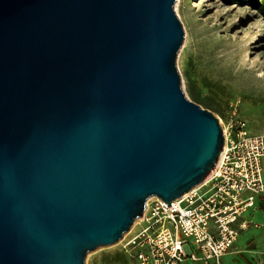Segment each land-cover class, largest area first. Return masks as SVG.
<instances>
[{
	"label": "water",
	"instance_id": "95a60500",
	"mask_svg": "<svg viewBox=\"0 0 264 264\" xmlns=\"http://www.w3.org/2000/svg\"><path fill=\"white\" fill-rule=\"evenodd\" d=\"M175 3L0 0V264H85L215 167Z\"/></svg>",
	"mask_w": 264,
	"mask_h": 264
},
{
	"label": "rangeland",
	"instance_id": "374dc122",
	"mask_svg": "<svg viewBox=\"0 0 264 264\" xmlns=\"http://www.w3.org/2000/svg\"><path fill=\"white\" fill-rule=\"evenodd\" d=\"M177 2L185 37L176 62L186 95L212 111L233 137L242 122L250 136L264 135V0H180L178 10ZM262 162L264 170V156ZM132 225L117 242L88 252L85 264H138L124 242L145 224ZM259 230L242 231L236 245L246 246ZM262 234L250 246L263 248L255 253L258 263L264 261ZM247 256L228 252L222 263L251 264Z\"/></svg>",
	"mask_w": 264,
	"mask_h": 264
},
{
	"label": "built area",
	"instance_id": "2783aa9c",
	"mask_svg": "<svg viewBox=\"0 0 264 264\" xmlns=\"http://www.w3.org/2000/svg\"><path fill=\"white\" fill-rule=\"evenodd\" d=\"M243 126L236 138L223 129L222 153L203 181L170 206L159 196L148 198L139 220L145 225L124 242L138 264H223L240 230L249 226L239 218L264 193V135L250 136Z\"/></svg>",
	"mask_w": 264,
	"mask_h": 264
},
{
	"label": "crops",
	"instance_id": "0c3cea01",
	"mask_svg": "<svg viewBox=\"0 0 264 264\" xmlns=\"http://www.w3.org/2000/svg\"><path fill=\"white\" fill-rule=\"evenodd\" d=\"M264 193L259 195L256 199V203L253 207H250L248 208L247 210L251 209L252 210V213L250 215V217H247L245 216V211L241 217L239 218L238 222L237 223H240L241 221H244V220H247L249 222V226L245 229H242L240 230V233L242 231H246V230H250L251 228H255V229H261L259 230L260 232L258 234H253L251 237L247 238L245 240V243H246V246H242V247H239L236 245V242L239 240V236H240V233L238 235V239L236 240V242L234 243V245L231 247V249L229 250V253H239L241 254L242 256H244L245 253H249L251 256H247V260H249V262L251 264L253 263H256V264H264V261L261 262V263H258L257 262V257L255 256V253H257L258 251H262L263 248L261 249H257V248H250V246L252 245V239L255 237V236H259V235H263L262 232L264 233ZM258 216L259 218L257 219ZM255 223H258L259 226H255ZM238 225V224H237ZM264 244V242H263ZM257 245V244H256ZM263 252V251H262ZM228 253V252H227ZM252 253V254H251ZM246 258V256H245ZM181 264H202L201 261H193V260H190V259H187L185 261H183Z\"/></svg>",
	"mask_w": 264,
	"mask_h": 264
},
{
	"label": "bare ground",
	"instance_id": "6f19581e",
	"mask_svg": "<svg viewBox=\"0 0 264 264\" xmlns=\"http://www.w3.org/2000/svg\"><path fill=\"white\" fill-rule=\"evenodd\" d=\"M179 4H180V0H178L177 4H176V8L178 10L179 8ZM140 220V218H137L136 221L134 222V224L138 223V221ZM134 224L132 226H134Z\"/></svg>",
	"mask_w": 264,
	"mask_h": 264
}]
</instances>
